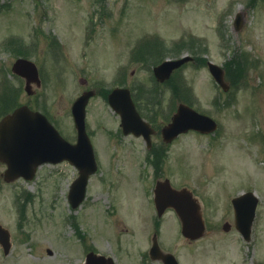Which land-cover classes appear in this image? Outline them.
I'll return each instance as SVG.
<instances>
[{"label": "rangeland", "instance_id": "obj_1", "mask_svg": "<svg viewBox=\"0 0 264 264\" xmlns=\"http://www.w3.org/2000/svg\"><path fill=\"white\" fill-rule=\"evenodd\" d=\"M237 13L244 14L239 30L233 25ZM12 36L18 38L11 41ZM158 37L166 57L189 54L195 61L156 89L151 63L131 60L130 52L138 41L146 46ZM21 56L37 64L42 78L41 87L30 95L24 79L11 70ZM207 60L225 68L229 92L213 80ZM119 84L133 87L138 98L145 93L138 101L144 112L155 107L159 122L185 98L212 116L218 129L209 135L181 134L154 165L139 161L142 149H130L132 143L140 146L139 139L119 140L115 133L113 147L119 146L109 159L111 145L98 135L104 159L88 182V205L81 210L71 208L67 199L77 175L67 162L42 164L28 181L0 177V223L13 243L6 256L0 248V263L79 264L83 250L92 248L112 257L116 252L115 264H141L150 205L131 198L133 190L141 189L140 181L122 187L129 196L121 189L113 211V187L120 188L113 176L134 178L139 173L145 177L142 188H149L153 176L168 177L174 186L189 187L201 202L207 225L201 238H184L173 211L165 212L160 223V239L179 263L264 264V0H0L2 114L27 104L46 113L73 139V100L87 87L103 93ZM101 96L88 102L87 126L98 130L113 124L114 132L118 116ZM5 167L0 162V172ZM250 189L259 204L246 241L233 225L230 200ZM137 205L138 214L128 212ZM225 221L231 224L227 231L222 229ZM121 238L139 245L127 244L125 251Z\"/></svg>", "mask_w": 264, "mask_h": 264}, {"label": "water", "instance_id": "obj_2", "mask_svg": "<svg viewBox=\"0 0 264 264\" xmlns=\"http://www.w3.org/2000/svg\"><path fill=\"white\" fill-rule=\"evenodd\" d=\"M243 17L244 14L236 15L234 25L237 30L243 24ZM190 59V56H183L165 60L153 68L154 76L158 81H164L174 69ZM208 68L221 87L227 90L228 85L223 81V70L211 62H208ZM12 71L25 78V89L28 93H32L30 88L32 82L39 85L38 71L32 61L18 58L12 65ZM91 95V91L84 92L74 101L71 108L77 130L75 144L63 139L44 115L30 110L26 105L19 106L11 114L6 115L0 122V160L7 164L5 180L10 181L18 176L30 179L41 163H55L67 159L79 172L68 194L71 206H77L84 196L89 174L96 169L84 127L85 104ZM108 100L121 115V125L125 132L147 133L148 125L135 111L128 89L114 88L108 95ZM216 126V122L210 117L196 112L187 105L179 104L171 122L163 127L162 134L166 141H171L180 132L193 129L201 133H209L215 130ZM154 193V202L159 214L167 207L174 208L180 218L183 235L194 239L204 233L205 226L199 202L188 188H174L168 179H164L157 182ZM256 203L257 198L252 193L232 199L235 225L245 239L249 238ZM223 227L228 229L229 225L225 224ZM7 241L8 232L0 227V242L7 247ZM165 256H160L165 264H176L172 256ZM84 264H112V260L90 252L86 255Z\"/></svg>", "mask_w": 264, "mask_h": 264}, {"label": "flooded vegetation", "instance_id": "obj_3", "mask_svg": "<svg viewBox=\"0 0 264 264\" xmlns=\"http://www.w3.org/2000/svg\"><path fill=\"white\" fill-rule=\"evenodd\" d=\"M84 80L86 81V79H84ZM86 83H87V81H86ZM95 91H96L97 96L101 94V93H99L100 90L98 91V89L97 90L95 89ZM103 100L105 101L106 98L105 99L103 98ZM144 118L148 122H150L151 126L155 130L153 135L151 136V139H152L151 144L147 145V142L144 141L142 136H136V138H138L140 140V146H138V144H137V147H135L136 146L135 143H132L130 149H142L143 153L144 152L145 153L150 152V154H151L150 158H148V157L142 158V156H141V157H139V161L143 160V159H145V160L150 159V160H153L150 163V164H152L154 162L156 163L158 160L161 159L158 155L161 152V150L165 147V143L161 140V134H160V129L164 123L157 121L156 118L153 117V115L151 113H149L148 115L144 114ZM111 121L113 122V115L111 116ZM157 128H158V130H157ZM87 132H88L90 139H91V142L93 144L97 162L100 163L101 159H104V156L100 155V153H99V147H98L97 142H96L98 135L102 136L101 138L105 141V143L111 145L110 149H112V153L109 155V159H113V148L117 149V146H119V145L115 144L113 147V137H116L113 134L114 133L113 132V124L110 126L101 125L98 130H94V131L89 130ZM129 147L130 146H128L127 148H129ZM0 176H1V172H0ZM114 176H113V179L116 181L117 180L119 181V182H117L118 184L116 186H118V187L120 186L119 189L113 187V211H116L117 204H118L117 198H118L119 192H121V189H123L122 187L129 184L130 181H132L134 179H135L134 181H140L142 186H143L145 183L142 181H144L145 177L142 176L141 178H139L137 174H135L134 178H133V175H131L132 177H128V175H125V174L117 175L116 177H114ZM156 179H157V177L153 176L152 181L150 180L151 182L147 183V186L149 187L148 189L142 188V186H141L140 190H133L132 192L134 194L131 195V198L133 200L134 199L139 200L138 201V202H140L139 205H142L143 203H146L147 206L150 205L149 212L145 213L147 218L150 219V226L144 229L147 233L145 235V246H144V249H142L143 251H145V253L148 257H150V255H151L150 250H151L153 244L157 245L161 250H165V248L163 247V245L160 241V233H159L160 223H161V219H162L163 215H161V216L157 215L156 210H155L154 205H153V200H152L153 188H151V185L153 183H155ZM131 185H132V183H131ZM123 192H127V194H128L130 191L123 189ZM128 196H129V194H128ZM139 205L131 208V210L127 209L128 212L131 211V214H134V213L138 214V209H139L138 206ZM119 232H120V230H119ZM121 240H122V242H121L122 249H125V251H126L125 244H127V243L139 245V243L132 241V238L126 242H123L122 238H121ZM115 249L119 250L117 243H115ZM135 250H136V248H135ZM113 256L116 257V252L113 253Z\"/></svg>", "mask_w": 264, "mask_h": 264}, {"label": "trees", "instance_id": "obj_4", "mask_svg": "<svg viewBox=\"0 0 264 264\" xmlns=\"http://www.w3.org/2000/svg\"><path fill=\"white\" fill-rule=\"evenodd\" d=\"M148 45H151V44H146V46L141 45L140 48H142L144 51H147L151 55V59H152L150 60L151 63L154 64L155 62H157L158 60H161L164 56H166V52L164 51V48L162 47L163 46L162 43H160V48L157 47L154 49ZM177 53H179V51Z\"/></svg>", "mask_w": 264, "mask_h": 264}]
</instances>
